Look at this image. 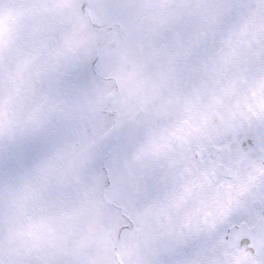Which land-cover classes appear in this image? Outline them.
I'll return each mask as SVG.
<instances>
[{"label": "snow or ice", "instance_id": "obj_1", "mask_svg": "<svg viewBox=\"0 0 264 264\" xmlns=\"http://www.w3.org/2000/svg\"><path fill=\"white\" fill-rule=\"evenodd\" d=\"M0 264H264V0H0Z\"/></svg>", "mask_w": 264, "mask_h": 264}]
</instances>
